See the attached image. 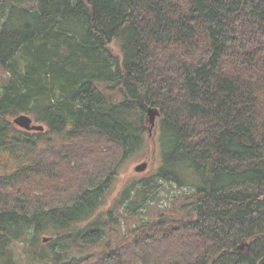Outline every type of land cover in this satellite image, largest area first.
I'll return each instance as SVG.
<instances>
[{
    "label": "trees",
    "instance_id": "1",
    "mask_svg": "<svg viewBox=\"0 0 264 264\" xmlns=\"http://www.w3.org/2000/svg\"><path fill=\"white\" fill-rule=\"evenodd\" d=\"M1 1L0 264H264V0ZM149 107L160 167L106 208ZM62 161L70 202L11 193Z\"/></svg>",
    "mask_w": 264,
    "mask_h": 264
},
{
    "label": "rangeland",
    "instance_id": "2",
    "mask_svg": "<svg viewBox=\"0 0 264 264\" xmlns=\"http://www.w3.org/2000/svg\"><path fill=\"white\" fill-rule=\"evenodd\" d=\"M2 3V1L0 0ZM15 2V1H14ZM18 4H20L18 2ZM111 50L113 51L114 54L120 55V49L118 48V43L115 42L111 46ZM6 76L4 73L0 72V81L4 80ZM16 117V116H15ZM11 118V121L13 123L14 118ZM159 120L160 117L157 118L156 120V125L155 127L152 128V126L148 123L147 124V131L145 133V145L142 151L133 156L132 158L126 160L125 162H122L121 164L117 165V162H114L116 158H114L111 155V152L108 151V149H111L112 146L109 144H103L101 145L102 152L101 154L97 155L98 159L94 164H104L107 163L106 166L110 167L113 163L115 165L113 168H117L116 170V178L113 184V188L111 189L108 200H107V206L106 208L110 207L112 202L120 193L127 187H130L135 181L144 179V178H151L153 175L156 173L158 168L160 167V162H161V148H160V143H159ZM36 124L42 125L40 122L35 121ZM44 126V125H43ZM45 127V126H44ZM17 129L20 130V128L17 127ZM151 129V130H150ZM22 130V129H21ZM33 136H45L47 134V129L45 127V130L43 132H38V131H33L30 133ZM41 138V137H39ZM43 140V138L41 139ZM47 148L48 145L46 142H41L40 145L38 146L39 152L38 156H42L43 153H46V156L48 155L47 153ZM106 154L109 155L108 158H106ZM2 159V157H0ZM26 160V159H24ZM4 160H1L2 162ZM63 162V161H62ZM58 162L55 165V174L53 178L51 179L52 181H49L46 177L44 176H39V177H34L29 181L27 180H22L16 185H13L12 188L10 189L12 194H15L19 198H22L24 201H27L26 196H28L27 191L29 192L30 198H36L40 197L39 199L42 198L43 192L44 195H48L47 191L49 190L51 194H49L51 197H54L57 199L58 202L61 203H68L70 200L74 197L76 194V188L78 183L80 182H85V176L84 172L85 170L89 169L87 165H81L80 163H71L70 166L65 165L63 162ZM3 163V162H2ZM28 162H19V167L18 164H14L13 162L11 163L13 167L16 169H23L24 166L27 165ZM146 163L147 168L145 171L142 172H136V167L140 166L142 164ZM5 166H7V163H3ZM93 164V165H94ZM92 165V166H93ZM3 166L0 164V168ZM44 181V183H40ZM46 183V184H45ZM40 185L42 186L40 188ZM175 193V192H173ZM167 196V194H163L161 197ZM44 202H46L44 200ZM26 204V202H24ZM44 238L49 239V236H45ZM16 249V254H18V258L22 261L25 262V256H24V243H21L17 245Z\"/></svg>",
    "mask_w": 264,
    "mask_h": 264
},
{
    "label": "water",
    "instance_id": "3",
    "mask_svg": "<svg viewBox=\"0 0 264 264\" xmlns=\"http://www.w3.org/2000/svg\"><path fill=\"white\" fill-rule=\"evenodd\" d=\"M160 116H161L160 111L157 108L149 107L147 110L146 123L150 124L153 128L156 125L157 118ZM13 123L18 128L27 132H33V131L43 132L45 130V127L43 125L36 124L35 120L27 114H20L16 116L13 120ZM146 168H147V164L144 163L136 167V172L145 171ZM47 240L48 239H44V242H47ZM244 245L240 247L241 250L244 249Z\"/></svg>",
    "mask_w": 264,
    "mask_h": 264
}]
</instances>
